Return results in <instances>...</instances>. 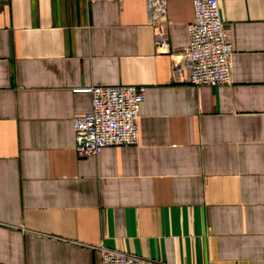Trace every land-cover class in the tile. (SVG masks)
<instances>
[{
  "label": "crops",
  "instance_id": "0c3cea01",
  "mask_svg": "<svg viewBox=\"0 0 264 264\" xmlns=\"http://www.w3.org/2000/svg\"><path fill=\"white\" fill-rule=\"evenodd\" d=\"M219 2L231 80L196 87L191 0H0V264H264V0ZM93 85L144 88L139 142L78 158Z\"/></svg>",
  "mask_w": 264,
  "mask_h": 264
},
{
  "label": "built area",
  "instance_id": "2783aa9c",
  "mask_svg": "<svg viewBox=\"0 0 264 264\" xmlns=\"http://www.w3.org/2000/svg\"><path fill=\"white\" fill-rule=\"evenodd\" d=\"M87 2L143 1L150 13L163 14L168 0H86ZM194 19L187 25L188 43L171 54L173 72L180 83L218 87L230 83L232 46L224 30L219 0H191ZM157 50L168 51V39L156 34ZM75 94H88L90 111L73 119L74 150L78 158L96 156L104 148L134 146L139 142V107L144 88L136 86L76 87ZM102 264H168L121 253L99 245Z\"/></svg>",
  "mask_w": 264,
  "mask_h": 264
}]
</instances>
